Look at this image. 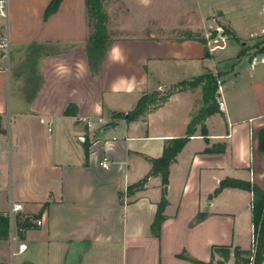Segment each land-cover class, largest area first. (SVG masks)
Listing matches in <instances>:
<instances>
[{"label":"crops","instance_id":"crops-1","mask_svg":"<svg viewBox=\"0 0 264 264\" xmlns=\"http://www.w3.org/2000/svg\"><path fill=\"white\" fill-rule=\"evenodd\" d=\"M119 1L126 15L143 21L131 36L110 43L93 73L86 0H62L47 17L51 0H6L0 34L9 52L36 50L37 85L20 90L0 53V161L9 158V170L0 173V214L33 225L17 235L26 246L22 253L0 241V264H235V249L251 251L252 195L236 188L214 192L226 179L264 191L257 142L264 128V55L240 56L242 43L263 35L264 26L247 12L232 16L208 7L154 26L147 19L154 17L155 0ZM218 27L229 36L224 49L209 52L201 40ZM174 31L188 37L165 36ZM207 71L219 76L221 114L206 119V138L198 126L170 165L167 195L158 176L128 193L165 143L185 136L202 91L174 93L137 121L113 115L132 111L144 94ZM162 200L164 220L154 235ZM17 204L22 209L13 213ZM213 248H228V260L212 255Z\"/></svg>","mask_w":264,"mask_h":264},{"label":"trees","instance_id":"trees-1","mask_svg":"<svg viewBox=\"0 0 264 264\" xmlns=\"http://www.w3.org/2000/svg\"><path fill=\"white\" fill-rule=\"evenodd\" d=\"M61 1L62 0H51L46 11V17L56 12ZM86 4L88 25L90 29V20H95V23L92 27L94 28V30L92 33L91 31L89 32L86 47L88 64L91 71L95 73L98 69L99 63L101 62L105 52L107 51L106 46L109 43L107 29L105 27L106 15L102 11L100 0H86ZM201 42L206 44V41H204L203 39L201 40ZM205 53L207 54V51H205ZM242 54L243 53L241 51L240 56H242ZM218 78V75H214L210 71H207L201 76L194 78L193 81H183L170 87L166 92L162 94L158 92L144 94L140 97L132 111L124 114L117 113L113 115L114 119H124L127 122L137 121L149 112L166 103L169 97L174 93L188 89H194L197 87H200L202 91V107L197 114L192 115V118L188 123L185 136L166 142L161 157L150 160L151 170L148 175L137 184L129 187L127 189L128 193L135 189L144 187L147 179L152 176L160 177L162 185L167 186L170 165L176 160V157L181 152L183 147L195 134L196 128L198 126L200 127L201 136L206 138V119L215 114H221L220 103L217 100L219 89ZM65 113L68 114V111L66 110ZM111 123L113 124V122ZM3 133L4 130L2 129V118L0 116V134ZM257 142L258 150L264 153V128L257 132ZM225 188H236L244 190L252 195L251 224L253 228L255 249L253 253L252 250L249 252H242L235 249L233 251L235 264H264V191L250 182L226 179L220 182L219 187L214 192V195H217ZM165 206V200H162L157 206L155 218L151 226L154 235L158 234L161 223L164 220L163 211ZM33 219H36V217H34ZM14 225L19 238L22 237L23 231L30 229L33 226L29 218L21 217H16L14 219ZM9 232L10 218L6 215L0 214V241H7L9 238ZM216 253L220 254L223 257L224 261L228 260L230 256V250L228 248H213L212 255Z\"/></svg>","mask_w":264,"mask_h":264},{"label":"rangeland","instance_id":"rangeland-1","mask_svg":"<svg viewBox=\"0 0 264 264\" xmlns=\"http://www.w3.org/2000/svg\"><path fill=\"white\" fill-rule=\"evenodd\" d=\"M102 11L106 15V22L105 27L107 29V36L109 43L106 46L107 49L110 45V43L113 40L126 38L132 35L130 31L131 29L138 27L141 21H143V18L136 19L134 16H132V13L128 16L126 15V10L124 6L120 3L119 0H100ZM264 0H155V12L154 17L147 19V20H153L154 26H157L158 24L167 25L168 22H173L180 19L175 14H178V12H181V14L185 13V11H200L203 7L204 9L206 7L208 8H221L222 10H225L226 12H229L232 16L236 15L239 12H247L251 15L253 19L259 23L260 26H264V16L259 15L258 12L261 9V6L263 4ZM170 7V11H167L165 13L164 8ZM167 14H171L170 16ZM174 17V19L172 17ZM216 18V16H214ZM140 21V22H139ZM151 26L144 30L142 36H148L149 31L152 30V22ZM188 21V20H187ZM262 21V22H261ZM147 21L145 20L144 23ZM95 23V20H90V26H91V33L93 32L94 28L93 25ZM184 25V23H182ZM133 27V28H132ZM126 29H129L127 32ZM1 33V32H0ZM219 33H222L226 36V38L229 36L226 32L224 27H218L216 30L211 31L209 30L208 36L206 34L203 35V38H205V41L208 42V40H214L217 39L219 41ZM226 33V34H225ZM141 35V33H140ZM163 35V34H159ZM165 36H172L175 38H186V34L182 31H174L172 33H165ZM215 45V44H213ZM246 52H249L248 54L250 56H259L264 55V34L258 37H255L254 39H250L247 44H245L242 53L246 54ZM37 53L35 49H22L15 53L8 52V55L6 57H3L9 64L7 66L10 69V73L13 77L18 79V82L16 86L20 90L29 89L30 91H33L35 86L37 85V77L35 75V67L33 65L34 59L36 57ZM11 88H13V80H11ZM13 90V89H12ZM167 90L160 91L158 93L162 94L166 92ZM202 103L199 107H197L196 112L201 109ZM9 170V158L5 161H0V173L7 172ZM11 228H14V222H10V232ZM15 229V228H14ZM7 241L11 242L10 234ZM3 244L0 243V250H3Z\"/></svg>","mask_w":264,"mask_h":264},{"label":"built area","instance_id":"built-area-1","mask_svg":"<svg viewBox=\"0 0 264 264\" xmlns=\"http://www.w3.org/2000/svg\"><path fill=\"white\" fill-rule=\"evenodd\" d=\"M262 14L264 15V5L262 7L261 10ZM7 16V3L6 0H0V19H6ZM264 33V31H263ZM219 37V41L217 39L214 40H208L207 42V46H208V50L209 52H214L216 50H220V49H224L225 47V43H226V36L222 33H219L218 35ZM215 44V45H213ZM9 52V47H8V41L6 39L5 36H3L2 34H0V53L1 55H3V57H6L8 55ZM102 168L107 169L108 168V162L106 160H103L101 163ZM22 207L21 205L17 204V205H13L12 207V212L16 213L21 211ZM10 222H14L13 219L10 220ZM36 226H41V221H34ZM15 228V225H14ZM11 228V233H10V239H11V243L12 244H17V253H22L23 251L26 250V246L23 243H18V239H17V233H16V229ZM255 249V241L254 238L252 237V253L254 252ZM15 254V251H13V255Z\"/></svg>","mask_w":264,"mask_h":264},{"label":"water","instance_id":"water-1","mask_svg":"<svg viewBox=\"0 0 264 264\" xmlns=\"http://www.w3.org/2000/svg\"><path fill=\"white\" fill-rule=\"evenodd\" d=\"M245 44L244 43H242V46H244ZM163 192H164V195H167V187L166 186H164V188H163Z\"/></svg>","mask_w":264,"mask_h":264}]
</instances>
